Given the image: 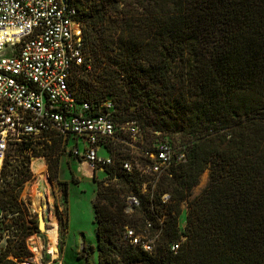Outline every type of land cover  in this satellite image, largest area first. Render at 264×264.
Here are the masks:
<instances>
[{
	"label": "trees",
	"instance_id": "trees-1",
	"mask_svg": "<svg viewBox=\"0 0 264 264\" xmlns=\"http://www.w3.org/2000/svg\"><path fill=\"white\" fill-rule=\"evenodd\" d=\"M71 5L91 62L78 78L81 99L91 101L87 93H140L138 99L153 111L120 117L119 124L145 128L149 119L158 124L155 131H179L189 142L186 161L159 180L153 198L140 193L137 177L105 170L116 183L101 187L93 204L98 264H264V0H71ZM61 143L52 140L54 147ZM35 146L18 145L8 156L13 163L1 169V180L11 177V184L7 189L0 184V215L14 224L25 217L19 198L32 179L29 162L20 157ZM48 168L61 187L68 221V183L58 180L59 160ZM207 170L208 187L190 200ZM130 194L140 199L135 213L144 225L152 219L159 229L158 219L163 220L152 255L124 240L126 228L138 221L125 213ZM164 195H170L169 204L162 203ZM184 203L188 215L181 230ZM20 228L24 236L15 248L20 252L13 255L24 259L31 256L26 240L39 229L26 222ZM179 242L175 254L172 246Z\"/></svg>",
	"mask_w": 264,
	"mask_h": 264
},
{
	"label": "built area",
	"instance_id": "built-area-1",
	"mask_svg": "<svg viewBox=\"0 0 264 264\" xmlns=\"http://www.w3.org/2000/svg\"><path fill=\"white\" fill-rule=\"evenodd\" d=\"M89 61L82 24L71 0H0V171L13 147L26 143L33 147L53 138L74 141L70 151L95 172L116 167L117 146L137 149L141 134L136 124L119 125L112 106L105 109L81 99L78 78L84 66L89 70ZM102 148L109 156L100 155ZM186 148L169 139L158 141L140 154L129 152L120 163L121 171L140 179V193L153 198L159 180L186 161ZM170 200V195L162 197L164 205ZM124 204L127 215L141 206L134 194L126 196ZM44 213L48 232H34L27 238L26 248L34 257L40 255L39 264H44L45 258L46 264H61L59 221L58 256L54 258L48 233L55 225L48 207ZM158 222L159 229L152 219L146 220L147 237L127 227L124 240L152 255L162 232L163 220ZM180 245H173L172 252L178 253ZM29 259L11 258L7 264H33L34 258Z\"/></svg>",
	"mask_w": 264,
	"mask_h": 264
},
{
	"label": "rangeland",
	"instance_id": "rangeland-1",
	"mask_svg": "<svg viewBox=\"0 0 264 264\" xmlns=\"http://www.w3.org/2000/svg\"><path fill=\"white\" fill-rule=\"evenodd\" d=\"M87 58H90V54L87 53ZM90 62V61H89ZM91 64V62H90ZM91 67V66H90ZM82 94V93H80ZM85 95V93H83ZM92 95V100L88 101L93 105L98 104L105 109L112 106L114 114L119 118H132L133 114L141 115L147 111H153L147 103L138 99L140 93H87ZM155 119V118H152ZM151 119V120H152ZM154 122V121H153ZM119 125H135V122L126 121ZM158 124H151L148 119V125L145 128L137 126L140 130V139L136 142L137 149H131L124 145L117 146L114 152V158L116 159V167L113 170L116 173L124 174L121 171L120 163L126 157L129 152L140 154L143 149H149L154 146L158 141H163L167 138L172 140L177 146H186L188 140L183 138L181 133L177 131L172 134L171 132H159L155 131V127ZM74 141L67 139L66 142L62 141L60 146H52V141L39 142L35 146V150L28 151L22 156L21 160L29 162V167L32 173V179L27 182L22 190L19 201L22 203L25 209L24 219L18 223H13V218L4 217L0 219V264H5L7 261H11V258L17 259L13 255V252H20L15 249L19 246L24 234L20 231V226L23 223H27L28 226H38L39 233L45 234L46 231L40 230L39 225V211L36 204L40 203L43 207H48L49 217L54 225H58L59 221V244H60V262L61 264H87L88 258L89 264H98V250H97V226L95 223V214L93 204L96 200L97 193L101 187H114L116 180L104 171H93L92 168L84 163L83 160L76 158L70 151ZM13 147L4 157L1 162V169L5 162L12 161V158L8 157L14 155ZM40 153V155H46L47 157L35 158L34 154ZM80 157L84 154V147L81 144L79 147ZM109 153L102 148L100 155L109 156ZM28 157L30 161H28ZM59 160L58 180L68 183V221L65 213V203L61 192V187L51 179V172L48 166L52 168L55 165V161ZM40 161V162H39ZM36 164L45 165L48 170V178L54 186L52 190L48 184L37 173ZM14 165L17 163L14 162ZM212 171L207 170L200 178L199 184L193 189L190 200H194L200 196L210 183ZM9 175V174H8ZM108 175V176H107ZM9 177V176H8ZM0 171V184L4 189L8 188L11 184V177L1 180ZM76 181V183L74 182ZM183 213L180 216V229L186 228V219L188 215V204L182 205ZM44 219L46 217L43 213ZM129 220L138 219L134 225H129L128 228L136 229L137 233L141 237H147L149 232H146L144 222L139 214L133 213L128 215ZM57 220V222H56ZM46 221V219H45ZM47 224V223H46ZM135 227V228H133ZM55 228H58L56 226ZM55 231V229H54ZM50 232V234L54 233ZM155 244V243H154ZM32 258L34 255L30 252ZM30 257H26L23 260H32ZM45 258L44 264L47 263Z\"/></svg>",
	"mask_w": 264,
	"mask_h": 264
},
{
	"label": "bare ground",
	"instance_id": "bare-ground-1",
	"mask_svg": "<svg viewBox=\"0 0 264 264\" xmlns=\"http://www.w3.org/2000/svg\"><path fill=\"white\" fill-rule=\"evenodd\" d=\"M36 168H37V170H36L37 173L43 179V181H45L48 184V186L52 190H54V186H53L52 182L50 181V179L48 178V170H47L46 166L45 165H41V164H36ZM36 207H37V210L39 212H42L43 211V208L44 207L40 203L37 202ZM47 225L48 224H46V221H45L44 225L42 226V228L44 229V231H46ZM56 226H58V225H56ZM56 235H58L57 234V228H55L54 233L50 234V239H51V241H50L51 243L50 244L53 247L52 250H53V256H54V258H56L58 256V254L56 252V243H57ZM39 262H40V255L38 254L36 257H34L33 264H39Z\"/></svg>",
	"mask_w": 264,
	"mask_h": 264
},
{
	"label": "water",
	"instance_id": "water-1",
	"mask_svg": "<svg viewBox=\"0 0 264 264\" xmlns=\"http://www.w3.org/2000/svg\"><path fill=\"white\" fill-rule=\"evenodd\" d=\"M63 3H66L67 0H62ZM46 207L43 208V211L39 213V225H40V230L43 231L44 229L42 228V226L44 225L45 223V219H44V215L43 213L46 211Z\"/></svg>",
	"mask_w": 264,
	"mask_h": 264
}]
</instances>
